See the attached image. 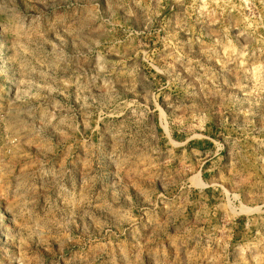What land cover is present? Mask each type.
Masks as SVG:
<instances>
[{"label": "rangeland", "instance_id": "1", "mask_svg": "<svg viewBox=\"0 0 264 264\" xmlns=\"http://www.w3.org/2000/svg\"><path fill=\"white\" fill-rule=\"evenodd\" d=\"M0 264H264V0H0Z\"/></svg>", "mask_w": 264, "mask_h": 264}]
</instances>
